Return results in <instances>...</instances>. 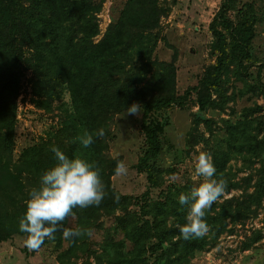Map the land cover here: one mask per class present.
Instances as JSON below:
<instances>
[{
    "label": "trees",
    "instance_id": "trees-1",
    "mask_svg": "<svg viewBox=\"0 0 264 264\" xmlns=\"http://www.w3.org/2000/svg\"><path fill=\"white\" fill-rule=\"evenodd\" d=\"M104 1L0 0V246L14 237L25 238L19 220L30 191L56 163L51 149L57 147L70 159L81 157L95 163L106 193L99 206L75 208L74 218L64 222L73 229L91 228L93 234L105 232L103 241L95 244L101 252L91 248L93 234L73 242L57 232L55 239H46L43 246L53 243L59 250L66 245L57 256L61 264L70 263L71 257L78 259L79 253L94 257L95 264H188L197 253L217 245L228 223L243 224L256 218L264 198V162L255 171L252 193H247L249 178L244 179V187L228 182L227 189H241L242 195L215 202L205 216L210 231L202 238L184 240L178 225L186 223L188 208L179 203V195L189 192V187L174 185L161 190L159 199L149 198L150 189L163 186L162 170L155 164L162 129L153 116L182 108L193 97L198 111L191 114L185 139V144L193 147L198 144L195 133L201 125L214 137L217 121L206 117L205 111L224 110L234 98V93L226 95L229 79L243 83L238 92L241 96L247 93L246 88L264 95V55L257 54L255 46V24L264 19V0H221L208 26L212 37L209 54L214 60L204 68L197 84L182 94L177 91L175 55L171 62L153 57L155 31L168 10L160 7L158 0H126L103 37L94 42L99 35L97 15ZM25 73L30 74L37 108L53 113L54 103L64 93L71 107L58 115L55 132L23 149L13 163L17 88ZM134 102L142 105L140 128L145 142L136 168L149 185L138 198L112 187L111 178L122 158L108 153L115 117L126 113ZM262 109L258 105L244 108L243 120L236 123L221 121L226 138L212 142L214 178L225 175L226 163L234 153L256 155L257 149L264 147V138L257 140L250 133L257 120H249ZM100 129L103 136L96 135ZM85 131L93 134L94 142L88 148L78 140ZM203 141L210 145V139ZM261 237V231H253L240 249H251Z\"/></svg>",
    "mask_w": 264,
    "mask_h": 264
},
{
    "label": "rangeland",
    "instance_id": "rangeland-1",
    "mask_svg": "<svg viewBox=\"0 0 264 264\" xmlns=\"http://www.w3.org/2000/svg\"><path fill=\"white\" fill-rule=\"evenodd\" d=\"M125 1H104L97 15L99 35L94 38V42L103 37L108 25L116 18L118 9ZM220 2L221 0H158V5L168 10V14L160 19L159 28L155 31L157 44L153 57L161 62H171L175 55L179 94H182L188 87L195 86L204 68L214 60L209 54L212 37L208 26ZM243 2L260 1L243 0ZM255 30L256 53L264 55V19L255 24ZM29 80L30 74L25 73L18 81L14 146L12 148L13 163L23 149L39 143L40 140L48 138L55 132L59 125L58 115L71 107L69 96L64 93L61 100L54 103L53 113H46L37 108ZM243 86V83L236 82L233 78L229 79L225 87L226 95L232 96L234 93V98L226 103L224 110L208 108L205 111L206 117L217 121L214 137L210 138L201 125L198 133H195L199 139L198 144L193 147L185 144L191 127V114L198 111L193 97L182 108H173L153 116V120L162 129L161 150L155 164L162 170L163 186L150 189L149 198L159 199L161 190H167L174 185L189 187V189L198 186L202 178L194 179L196 156L201 151L211 154L213 140L222 141L226 138L221 121L231 123L242 121L244 108L255 105L263 107L261 112L251 116L249 120H257L251 126V136L256 137L257 140L264 138V95L258 92L253 93L246 88L247 93L241 96L238 92L243 89ZM140 119L141 113L139 116L127 113L116 116L108 148L110 156L112 158L121 157L128 169L126 175H114L111 178L112 187L120 194L131 198L140 197L149 186L146 176L139 173L136 168L145 150ZM205 139H210L208 147L203 141ZM261 162H264V147L257 149L256 155L250 152L247 154L243 152L240 155L234 153L226 163L225 175L221 178L228 180L227 182L238 183L240 187H244L247 184L244 179L249 178L250 187L247 193L250 194L253 192L252 186L257 179L255 171L260 168ZM9 167L13 169L12 164ZM242 192L241 189H227L226 194L217 203L241 196ZM108 224L110 225L108 222L106 227ZM253 231H261V239L251 249L242 251L241 242ZM105 235V232L98 231L92 236V242L90 241L92 247H90L97 250V253L101 251L95 244L101 243ZM23 240V237H14L0 246V264H61L57 256L67 249L66 245L56 250L53 243H47L36 252H32L24 246ZM78 255V259L71 257L68 264H95L94 257H87L86 254L81 253ZM188 264H264V198L256 218L245 221L243 224L228 223L217 245L197 253Z\"/></svg>",
    "mask_w": 264,
    "mask_h": 264
},
{
    "label": "clouds",
    "instance_id": "clouds-1",
    "mask_svg": "<svg viewBox=\"0 0 264 264\" xmlns=\"http://www.w3.org/2000/svg\"><path fill=\"white\" fill-rule=\"evenodd\" d=\"M142 105L133 103L127 107L128 115L139 116ZM102 129L96 135L103 136ZM80 144L88 148L93 141V134L85 131L78 137ZM51 151L56 163L40 177L38 187H34L26 201V210L19 220V230L26 234L23 243L29 250H39L45 240L55 239V233H62L65 240L74 242L75 238L91 237V228H71L65 221L74 218L73 209H86L99 206L104 199L105 185L100 177V169L95 163L81 157L69 158L57 147ZM127 165L118 160L115 175L127 174ZM216 169L210 153L201 151L194 164V179L202 182L193 186L189 192L179 195V203L188 208L186 223L178 225L184 240L202 238L209 231L206 223V211L226 194L227 180L214 178ZM119 197H115L118 202Z\"/></svg>",
    "mask_w": 264,
    "mask_h": 264
}]
</instances>
